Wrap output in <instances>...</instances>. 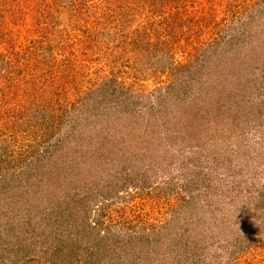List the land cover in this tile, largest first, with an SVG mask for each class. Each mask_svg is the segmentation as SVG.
I'll use <instances>...</instances> for the list:
<instances>
[{
    "label": "rangeland",
    "instance_id": "rangeland-1",
    "mask_svg": "<svg viewBox=\"0 0 264 264\" xmlns=\"http://www.w3.org/2000/svg\"><path fill=\"white\" fill-rule=\"evenodd\" d=\"M72 1L76 23L62 29L57 18L68 12L67 0H0V63L9 64L0 73L21 80L17 66L57 67L71 86L41 105L58 117L67 109L89 115L79 96L109 77L135 92L123 113L107 108V118L90 117L75 138L39 157L63 186L54 192L84 198L87 221L100 215L108 226L112 238L101 245L108 256L97 263L264 264V0H116L108 3L114 16L104 0ZM53 30L62 41L52 42ZM206 60L210 68L197 74L209 85L183 87ZM91 96L90 105L102 99ZM215 101L229 117L216 115ZM10 104L0 92V118L17 112ZM65 122L54 127L60 135L70 131ZM12 125L0 126V147L36 143ZM28 194L21 200L31 210L22 219L12 218L14 207L0 195V264H50L26 235L32 207L51 194Z\"/></svg>",
    "mask_w": 264,
    "mask_h": 264
},
{
    "label": "trees",
    "instance_id": "trees-1",
    "mask_svg": "<svg viewBox=\"0 0 264 264\" xmlns=\"http://www.w3.org/2000/svg\"><path fill=\"white\" fill-rule=\"evenodd\" d=\"M114 1L116 0H104V3H107L109 7L107 9L113 16L118 12H115L114 14L113 9H110L112 7L108 3ZM117 1H120L119 3H121V0ZM72 3V0H67L66 5L68 7V12L63 13L62 17L57 18L58 21L62 22V25L65 27L62 29H67L69 24L73 26L76 23V20L74 19L71 22V18L74 17L73 12L70 10ZM153 3L156 5V0H153L152 4ZM63 15L66 21H64ZM52 32L54 35L52 42L62 41L60 35L61 32L57 30H53ZM43 45L44 43L33 44L31 51H38L40 48L42 49L44 47ZM152 48L154 49V47L144 46L143 49H145L146 52H149V54H153L152 51L154 50ZM207 56H209V54L205 55V58H208ZM34 62L39 65L41 63V61L39 62L37 59H35ZM3 63L4 64L0 63V71L9 67L8 63H5V61ZM19 65L22 64L19 63ZM35 66L36 65L32 64H25L23 67L17 66L19 67V69L16 70L18 71L17 73L22 74L23 77L21 80H17V78L15 80L10 78L12 76L8 75L9 72L5 75L0 73V92L2 98L9 103L11 102L10 105H12V103L17 105V112H13L15 110H10L11 112L8 111L9 113L5 115L2 113L0 126L9 127L10 121H13L12 127L15 122L18 127H24V130H22L21 133L27 131L30 133L29 136H31L32 133L33 140L36 139L35 144L25 143L21 146L19 143L15 149L11 148V145V147L8 146V148L6 146L0 147V195L2 197L4 195L3 201H5L8 206L14 207L15 212L12 218L22 219L24 218L23 211L25 210L26 212H29L31 210L28 205V201L26 200L24 202L23 199L21 200L22 193L25 195L27 194L28 197V193L32 191L35 198L41 197L40 200L44 197L43 193L51 194L50 198H47V201L43 202L44 204L41 208L38 205L32 207L33 212L28 219L29 229L26 237L28 236L30 239L28 244L36 246L38 243L40 245V251L36 253L34 252V254H38V259L41 258V256H44L48 257L50 264H62L63 261L74 262V260H80V258L83 260L84 258L86 263L98 264L97 262L99 261V258L108 256L107 248L105 246H101L103 245V242L106 240L110 241L112 238V235L108 232V226L101 222L100 215H98L97 219L95 218L93 223H89L87 221V208L89 204L87 205V203L83 201L84 198L75 199L76 197L74 194H69L68 192H64L61 197L54 192L56 188L63 189V186L60 182V186L57 183L58 178L55 171L52 173V170H47L45 168L46 166L42 167L43 163H41V160L43 158L40 159V154L55 152L56 149L60 148L59 146L61 144H64V142L71 138H75L74 135L76 130L82 125V123H91L89 119L90 117L95 119V117H99L101 115L100 117L107 118V108L112 110L113 107H116L117 113H123V101L129 100L130 96H132L135 92L131 93V89L129 87L120 83L118 79L109 77V79L106 80L107 83L102 81L99 87L91 90H85L79 96L80 100H82L80 107H85L88 110L89 115L76 113L70 116L68 113L70 109L62 111L61 117L53 116V114L49 115V113L46 114L44 112L43 106L41 105L43 100L42 97L54 96L58 90L59 93L67 94L68 91L64 89H67V87L71 86V84L67 86L62 84L63 81H61L59 74L56 72L58 71L57 67L52 66V69L46 70L48 71L47 73L44 69L36 68ZM71 66L76 68L75 65ZM208 68H210V66L206 60V62H203L200 67L195 68V76H192L190 72L187 73L186 79L182 80V86L189 88L192 84L194 85L196 83L201 86H208L209 84L198 75L199 73H202L199 71ZM170 69L174 72V66ZM65 71H69L70 75V71L74 70L68 69ZM189 82L190 86L187 84ZM77 91L75 94H77ZM94 92L101 94L102 99H96L93 101V104L90 105L87 100L92 98L91 95ZM16 96L21 99L15 101L14 99ZM187 96L188 94L185 90L183 97L186 98ZM228 108L229 107H225L223 104H219V101H215L214 111L216 112V115L222 116L223 114H226L224 117H229V113L231 114V111ZM32 109L33 111H31ZM74 110L75 107L72 106L70 114H72ZM198 112L193 115L196 117ZM117 113L116 115L119 117L120 114ZM57 118L60 121H56ZM1 121L4 122L1 123ZM64 122L69 126L70 131L64 135H60L58 129H55L54 127L57 125L60 126V124ZM65 124L62 127H65ZM37 125L40 126V131L44 126L47 127V131L39 134L34 131V127ZM16 134V131H14L13 135L16 136ZM62 140L64 142H62ZM46 154L44 158L47 156ZM37 163L38 165L35 167L34 165ZM18 167H25L29 170V172H25L23 169L20 170ZM30 168H33L31 172ZM38 172L40 173L38 174ZM25 173L28 175L32 173L30 181L29 179L23 177ZM38 175H41V178ZM48 184L52 186L49 190ZM67 185H69V183ZM22 187H25L23 188L25 191L22 190ZM75 187L76 184H73V189H76ZM51 190H53V192L50 193ZM25 204L28 206L24 207ZM106 207L107 205H103L101 209L104 210ZM191 224L195 228L198 225L193 221ZM216 225L218 226L219 223L216 222ZM110 247L111 246L109 245V248ZM242 249L243 248H239L238 252H241ZM13 250L14 249L8 250V255H12Z\"/></svg>",
    "mask_w": 264,
    "mask_h": 264
}]
</instances>
